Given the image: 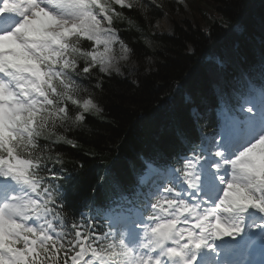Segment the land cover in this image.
Masks as SVG:
<instances>
[{
	"label": "snow or ice",
	"instance_id": "1",
	"mask_svg": "<svg viewBox=\"0 0 264 264\" xmlns=\"http://www.w3.org/2000/svg\"><path fill=\"white\" fill-rule=\"evenodd\" d=\"M140 7L0 0V264H255L257 248L264 256V83L249 77L221 94L211 135L186 141L172 164L145 161L147 191L129 193L135 211L113 210L103 233L83 214L68 221L52 144L77 147L65 133L102 111L80 81L97 69L122 75L136 53L116 25L133 26L123 10Z\"/></svg>",
	"mask_w": 264,
	"mask_h": 264
},
{
	"label": "trees",
	"instance_id": "2",
	"mask_svg": "<svg viewBox=\"0 0 264 264\" xmlns=\"http://www.w3.org/2000/svg\"><path fill=\"white\" fill-rule=\"evenodd\" d=\"M185 2L195 22H177V36L160 34L154 27L176 6L173 0H141L142 7L123 10L133 26L127 20L116 26L134 49L132 58L142 67L157 65L154 72L137 75L139 84L98 69L80 81L102 111L86 114L82 125L65 133L77 147L52 144L63 158L55 167L64 179L54 183L66 194L69 222L99 206L103 196L130 192L141 155L167 157L182 143L187 148L186 141L198 142L202 130L215 125L214 107L221 94L231 95L245 84L243 70L256 80L264 77V0H242L236 7L234 17L246 25L242 46L233 42L242 36L234 31L235 22L220 0Z\"/></svg>",
	"mask_w": 264,
	"mask_h": 264
},
{
	"label": "rangeland",
	"instance_id": "3",
	"mask_svg": "<svg viewBox=\"0 0 264 264\" xmlns=\"http://www.w3.org/2000/svg\"><path fill=\"white\" fill-rule=\"evenodd\" d=\"M176 4L170 14H164L159 20L155 23V29L160 34H166L169 36H177V22H184L187 25L194 24V15L185 2V0H173ZM222 4L228 9V12H225L227 16H231L232 22H235L234 31L236 34L241 35L242 37H237L233 40L236 46H242L244 39L243 33H245L246 25L244 23H240L242 18L236 19L234 15L236 14V7L242 3V0H220ZM209 29H207L208 31ZM218 32H222V29L218 28ZM234 37V36H233ZM236 37V36H235ZM222 39V35L219 37ZM192 50V49H191ZM157 66V65H156ZM156 66H153L152 63L146 64L145 66H141L135 59L131 58L128 62H122L121 72L122 75H117L113 73L112 75L119 76L122 78H126L132 82V84H139L140 76L150 74L156 70ZM111 75V76H112ZM195 113V111H194Z\"/></svg>",
	"mask_w": 264,
	"mask_h": 264
},
{
	"label": "bare ground",
	"instance_id": "4",
	"mask_svg": "<svg viewBox=\"0 0 264 264\" xmlns=\"http://www.w3.org/2000/svg\"><path fill=\"white\" fill-rule=\"evenodd\" d=\"M239 88V87H238Z\"/></svg>",
	"mask_w": 264,
	"mask_h": 264
}]
</instances>
